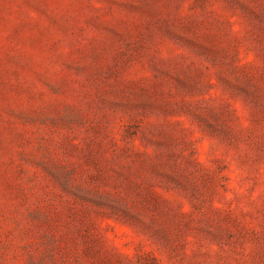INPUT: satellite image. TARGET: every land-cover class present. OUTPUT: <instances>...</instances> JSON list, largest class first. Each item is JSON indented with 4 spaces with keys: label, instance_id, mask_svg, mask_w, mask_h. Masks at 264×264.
Returning a JSON list of instances; mask_svg holds the SVG:
<instances>
[{
    "label": "rangeland",
    "instance_id": "1",
    "mask_svg": "<svg viewBox=\"0 0 264 264\" xmlns=\"http://www.w3.org/2000/svg\"><path fill=\"white\" fill-rule=\"evenodd\" d=\"M0 264H264V0H0Z\"/></svg>",
    "mask_w": 264,
    "mask_h": 264
}]
</instances>
